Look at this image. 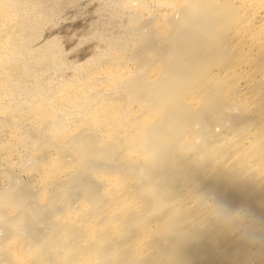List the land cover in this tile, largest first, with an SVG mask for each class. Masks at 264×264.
Returning a JSON list of instances; mask_svg holds the SVG:
<instances>
[{
    "label": "bare ground",
    "instance_id": "bare-ground-1",
    "mask_svg": "<svg viewBox=\"0 0 264 264\" xmlns=\"http://www.w3.org/2000/svg\"><path fill=\"white\" fill-rule=\"evenodd\" d=\"M0 264H264V0H0Z\"/></svg>",
    "mask_w": 264,
    "mask_h": 264
},
{
    "label": "rangeland",
    "instance_id": "rangeland-1",
    "mask_svg": "<svg viewBox=\"0 0 264 264\" xmlns=\"http://www.w3.org/2000/svg\"><path fill=\"white\" fill-rule=\"evenodd\" d=\"M93 5H94V3H92V5H88L89 7H87L86 8V12H87V10L90 12V14H89V12H85V14L84 15H82L81 17L80 16H78L79 17V19H78V17H77V19L76 18H74L73 20L71 19H69V20H64V22H62V23H60L59 24V26H61V28L60 27H58V25H57V27H56V29H54V31H47V33L49 32L50 33V36H58V37H60L61 38V40H62V45L64 46V49H66L67 51H69V50H71V49H73V47L77 44V45H79L78 43V40H77V38H79L80 36H82L81 35V33H84V31H85V33L84 34H87V31L89 30V29H91L90 27H91V25L89 26L88 24H92L93 23V21L95 20V19H97L96 18V14H93V12H94V9H92V7H93ZM92 12V13H91ZM86 17V18H85ZM82 18H83V20H82ZM84 18H85V20H84ZM94 19V20H92V19ZM87 19H88V21H87ZM89 19H91L90 21H89ZM70 21H71V23H70ZM85 21H87V23L85 22ZM65 23V24H64ZM70 23V24H69ZM82 23V24H81ZM94 23H95V21H94ZM84 24H86V25H84ZM77 27V28H76ZM85 27V28H84ZM58 28V29H57ZM75 28V29H74ZM89 28V29H88ZM87 29V30H86ZM83 30V31H82ZM74 31V32H73ZM82 31V32H81ZM72 32L73 33H75V36H76V38L74 37V34H72ZM56 33V34H55ZM51 34H53V35H51ZM73 35V37L72 36H70L69 37V35ZM79 34H80V36H79ZM84 34H83V36H84ZM67 36V37H66ZM82 36V37H83ZM81 37V38H82ZM72 39V40H71ZM79 40H80V38H79ZM75 41V42H74ZM64 43V44H63ZM76 45V46H77ZM82 46L80 47V46H78V48H74L75 49V51H72L71 52V57H72V60H74L75 58H76V56H77V58H76V62L78 61H83V60H85L87 57H89L90 56V46L92 45L91 44V42H86V44L84 43V44H81ZM71 46H72V48H71ZM89 47V48H88ZM71 48V49H70ZM69 49V50H68ZM76 49H78V50H76ZM81 49H82V51H81ZM89 49V50H88ZM79 51V52H78ZM74 53V54H73ZM86 53V54H85ZM73 57H74V59H73ZM86 57V58H85Z\"/></svg>",
    "mask_w": 264,
    "mask_h": 264
}]
</instances>
